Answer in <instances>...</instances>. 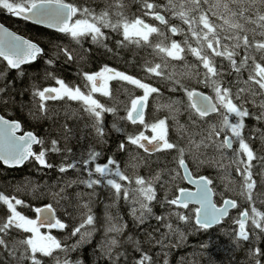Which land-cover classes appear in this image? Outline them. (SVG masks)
<instances>
[{
	"label": "snow or ice",
	"instance_id": "snow-or-ice-1",
	"mask_svg": "<svg viewBox=\"0 0 264 264\" xmlns=\"http://www.w3.org/2000/svg\"><path fill=\"white\" fill-rule=\"evenodd\" d=\"M136 2L129 18L128 0H104L98 11L90 0H0V12L51 30L45 49L0 24V165L27 161L57 173L43 189L22 178L12 194L0 192V264H169V251L190 236L204 237L191 255L215 264L207 258L214 232L243 250L244 264H264V209L253 198L264 202V0ZM100 50L115 60L127 52L124 62L141 75L106 63L88 70ZM65 65L75 66L71 81L60 74ZM157 80L182 96L146 113L150 95H163ZM16 112L49 121L54 134L23 130ZM78 124L89 144L74 152ZM109 129L119 134L111 154L103 151ZM116 153L126 154L131 174ZM177 264L201 261L181 256Z\"/></svg>",
	"mask_w": 264,
	"mask_h": 264
},
{
	"label": "trees",
	"instance_id": "trees-1",
	"mask_svg": "<svg viewBox=\"0 0 264 264\" xmlns=\"http://www.w3.org/2000/svg\"><path fill=\"white\" fill-rule=\"evenodd\" d=\"M74 2H82V0H74ZM91 4L93 7L97 9V11L103 6L104 0H90ZM160 3H163L164 0H159ZM128 12L127 15L129 18H132L133 14L136 13L137 9V2L136 0H128ZM138 14V13H136ZM146 21L149 20V18L144 17ZM0 22L5 25L6 27L10 28L14 32L25 36L26 38L33 39L34 41H38L41 45V47H44L47 49L48 47V41L50 39V33L51 30L43 29L40 26L33 25L29 22L19 20L18 18L15 17H10L7 14H4L0 12ZM172 23H178L177 21H171ZM161 27V26H160ZM108 31V30H105ZM113 40L108 42L110 46L114 47V41L117 38L115 34L113 33ZM173 39L180 40L181 38L174 37ZM85 47H91V45H88L87 43L84 45ZM144 52L141 50V55H143ZM128 59V53L124 52L123 56L120 60H115L111 57H108L103 54V50H100L98 52L93 53V57L89 64H87L85 67L88 70H96L97 67L101 64H108L109 66H112L116 68L117 70L125 71L130 74H134L137 76H140L141 73L138 70L136 63L133 62L131 65L125 63L124 61ZM187 59L189 61L192 60V57L188 56ZM139 60V57H137V61ZM42 62L37 61L35 67L32 69L33 72L36 71L37 68L40 67V64ZM76 71L75 66H67L65 65L62 69L60 74L63 76V78L66 81H71L74 79L73 73ZM155 79V78H153ZM146 82H153V80H147ZM42 83H49L48 81H42ZM111 84H115L116 82H110ZM155 86L159 87L162 92V96L158 97V103H162L165 99H167L170 96H176L180 97L182 96V93L180 92H169L168 87H167V82H159L158 80L155 83ZM204 91L206 89H203ZM137 93H139V90H136ZM154 95H150L148 102V106L146 107L145 111L146 113H149L151 111V107L154 104L153 103V97ZM25 100L28 99L27 94L24 97ZM157 99V98H156ZM120 100L122 102H126V96H121ZM71 103V102H70ZM122 106V105H121ZM60 111L63 112V107L60 108ZM157 115H164L163 111H160L156 113ZM15 117L20 119H23V130H28V131H33L37 135H41L45 132L46 128H52V125L50 124L49 121L47 120H31L27 118L26 114L16 112L14 113ZM55 119V117H54ZM106 122L108 124L111 123L112 117L106 116ZM69 124H74L76 123L75 121H68ZM246 123L251 126L252 124L255 123V121H252L250 119L246 120ZM80 127H82V124H78L76 128V139L72 140L69 144L68 147H71L74 152H78L81 148L86 149L89 144V134L88 130L84 129L83 132V140H81V132H80ZM131 128V126H129ZM54 128H52V132L54 134ZM118 135L117 133L111 132V130H108V133H106V137L109 141L108 145H106L103 148V151L111 154V149L114 147V145L118 142ZM93 144L95 147H99L98 144H95L93 141ZM36 147V146H34ZM49 162L53 164H58L60 162V158L56 157L54 154H49L48 155ZM116 158L120 160L121 162V168L122 170L124 169V163L126 159V154H121V153H116ZM71 171V170H70ZM126 174H131L133 169L131 167L127 168ZM138 173L143 174V168L137 169L136 170ZM22 178L24 179H31L34 181L36 184L40 185L41 189H43L44 185L51 186L54 184L57 178V173L55 168L51 169H44L41 172H37L36 169L30 164L29 162H25V164L20 167V168H12V169H6L4 166L0 165V192H4L5 194H12V189L13 186H15L18 182L22 181ZM219 187H222L220 185ZM260 188L259 183L257 184V189ZM17 196H20V192L15 193ZM171 194V193H170ZM98 196L104 197L106 196L105 190L101 189L98 193ZM22 198L24 199H32V197L29 196H23ZM253 198L257 200L256 202V207L258 209H264V202H261L260 199L257 198L256 192L253 194ZM219 199V197H217ZM43 202H48L47 199H44ZM33 203L35 205H39L41 203V200H33ZM54 203V201H53ZM246 206V205H243ZM101 203L99 199L96 201V203L93 204V211L96 212L98 215L101 213ZM120 210L121 214L125 217L127 220L128 224L131 225V220L128 219L127 217V209L123 202H120ZM27 212V210H25ZM155 211L159 212L160 209L157 206ZM58 214H62L61 209H57ZM233 214H235V210L232 211ZM29 215H34L32 213H27ZM231 227V225H229ZM52 233L57 235L58 237L62 238V234L57 232V230H52ZM99 236L95 237V239H98ZM95 239L93 240V245L95 244ZM142 239V237H141ZM199 239H204V237H196V236H190L188 238L187 245H182L181 247L169 251L168 258H169V264H177V258L183 256L185 258V261H187L189 258L191 259H199L201 261V264H206V258L203 254H201L199 257H196L194 255H191L194 252V246L198 243ZM212 239V248L210 251L207 253V258L211 259L212 261L215 262V264H244V254L243 250H234L233 247L231 246L228 238L219 233V232H214L211 236ZM261 246H264V243L261 244ZM91 245H85L83 248V259L87 262L89 260V257L91 255ZM201 253L204 252V250H200Z\"/></svg>",
	"mask_w": 264,
	"mask_h": 264
},
{
	"label": "flooded vegetation",
	"instance_id": "flooded-vegetation-1",
	"mask_svg": "<svg viewBox=\"0 0 264 264\" xmlns=\"http://www.w3.org/2000/svg\"><path fill=\"white\" fill-rule=\"evenodd\" d=\"M148 18V17H147ZM149 21V20H148ZM147 22V21H146ZM161 27H163V26H161ZM176 37H178V36H176ZM174 38V37H173ZM181 38V37H180ZM208 90L206 89L205 90V92H207ZM148 102H150V100H148ZM153 103H155V100L153 99ZM42 231H44V230H42Z\"/></svg>",
	"mask_w": 264,
	"mask_h": 264
},
{
	"label": "water",
	"instance_id": "water-1",
	"mask_svg": "<svg viewBox=\"0 0 264 264\" xmlns=\"http://www.w3.org/2000/svg\"><path fill=\"white\" fill-rule=\"evenodd\" d=\"M30 23V22H29ZM0 24H2V23H0ZM3 25V24H2ZM5 26V25H4ZM38 26V25H37ZM41 27V26H40ZM8 28V27H7ZM9 29V28H8ZM9 30H11V29H9ZM11 31H13V30H11ZM14 32V31H13ZM18 34V33H17ZM18 134H20V133H18ZM23 166V165H22ZM22 166H20V167H22ZM189 187L191 188V186L189 185Z\"/></svg>",
	"mask_w": 264,
	"mask_h": 264
},
{
	"label": "rangeland",
	"instance_id": "rangeland-1",
	"mask_svg": "<svg viewBox=\"0 0 264 264\" xmlns=\"http://www.w3.org/2000/svg\"><path fill=\"white\" fill-rule=\"evenodd\" d=\"M155 103H158V98H157V99H155Z\"/></svg>",
	"mask_w": 264,
	"mask_h": 264
},
{
	"label": "bare ground",
	"instance_id": "bare-ground-1",
	"mask_svg": "<svg viewBox=\"0 0 264 264\" xmlns=\"http://www.w3.org/2000/svg\"><path fill=\"white\" fill-rule=\"evenodd\" d=\"M152 95H154V94H152Z\"/></svg>",
	"mask_w": 264,
	"mask_h": 264
}]
</instances>
